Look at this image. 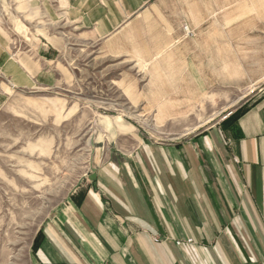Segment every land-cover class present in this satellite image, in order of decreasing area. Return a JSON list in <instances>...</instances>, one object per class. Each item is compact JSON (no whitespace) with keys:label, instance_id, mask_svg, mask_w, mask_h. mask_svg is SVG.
<instances>
[{"label":"crops","instance_id":"crops-1","mask_svg":"<svg viewBox=\"0 0 264 264\" xmlns=\"http://www.w3.org/2000/svg\"><path fill=\"white\" fill-rule=\"evenodd\" d=\"M25 2L55 29L13 50L0 25V107L7 90L61 78L70 36L125 63L158 64L184 104L207 64L224 63L225 47L264 48V0ZM138 143L105 153L95 177L46 221L35 264H264V88L207 135Z\"/></svg>","mask_w":264,"mask_h":264},{"label":"rangeland","instance_id":"rangeland-1","mask_svg":"<svg viewBox=\"0 0 264 264\" xmlns=\"http://www.w3.org/2000/svg\"><path fill=\"white\" fill-rule=\"evenodd\" d=\"M30 11L25 0H0V25L13 50L38 41L41 28L55 29ZM70 37L60 55L61 78L7 90L0 107V264H35L32 247L41 227L84 188L105 153L134 151L141 139L166 143L207 135L263 88L264 79L256 77L264 70V48L225 47L224 63L207 64L208 78L193 80L191 102L184 104L171 82L158 78V64L125 63ZM188 240L173 243L181 247Z\"/></svg>","mask_w":264,"mask_h":264},{"label":"trees","instance_id":"trees-1","mask_svg":"<svg viewBox=\"0 0 264 264\" xmlns=\"http://www.w3.org/2000/svg\"><path fill=\"white\" fill-rule=\"evenodd\" d=\"M41 235V230L38 232L36 238H35V241H34V244H33V247H32V251L34 252V250L36 249L37 247V243H38V240H39V237Z\"/></svg>","mask_w":264,"mask_h":264},{"label":"water","instance_id":"water-1","mask_svg":"<svg viewBox=\"0 0 264 264\" xmlns=\"http://www.w3.org/2000/svg\"><path fill=\"white\" fill-rule=\"evenodd\" d=\"M95 177V174L89 175V179H93Z\"/></svg>","mask_w":264,"mask_h":264},{"label":"built area","instance_id":"built-area-1","mask_svg":"<svg viewBox=\"0 0 264 264\" xmlns=\"http://www.w3.org/2000/svg\"><path fill=\"white\" fill-rule=\"evenodd\" d=\"M261 87H263V88H264V84H263ZM188 241H190V240H188Z\"/></svg>","mask_w":264,"mask_h":264}]
</instances>
